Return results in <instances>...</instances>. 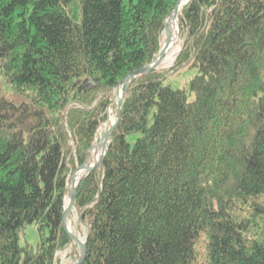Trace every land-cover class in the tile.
<instances>
[{
	"label": "trees",
	"instance_id": "1",
	"mask_svg": "<svg viewBox=\"0 0 264 264\" xmlns=\"http://www.w3.org/2000/svg\"><path fill=\"white\" fill-rule=\"evenodd\" d=\"M176 2L0 0V264L77 248L61 225L67 178ZM177 25L173 65L130 83L76 186L81 264H264V0H188ZM183 67L198 70L187 89L162 85ZM26 223L35 248L19 244Z\"/></svg>",
	"mask_w": 264,
	"mask_h": 264
},
{
	"label": "water",
	"instance_id": "2",
	"mask_svg": "<svg viewBox=\"0 0 264 264\" xmlns=\"http://www.w3.org/2000/svg\"><path fill=\"white\" fill-rule=\"evenodd\" d=\"M188 0H177L175 6L171 10L170 13L166 16L164 22H163V31L164 34V41L161 45V48L156 55V57L152 60L151 63L146 64L142 66L141 68L136 69L129 75H127L124 79H122L114 88L113 90V98L109 102V106L115 104L116 110H115V116L113 118L112 123L110 126H108L103 135L100 137L98 144L96 143L92 144L91 148L93 149L95 146L100 147V154L99 157L92 161L90 164H88L87 159L85 162L81 165H78L75 167V169L70 173V175L67 178L66 183V203L63 208L62 218H61V225L63 230L68 235L70 241L74 243L78 247V258L76 261L71 262L69 264H81L86 256V246L84 240H81L78 236H76L69 228L68 226V216L70 215L72 209H74V201L76 198V186L78 182L83 180L92 170H95L100 167L101 161L104 157V155L107 152L108 147V138L110 134L115 130L120 118H121V107L123 98L125 95V92L128 89V86L130 83L140 77L148 74L149 72L158 69L160 64L163 62L167 49L170 46L171 42V31L176 30L178 34V25H177V17L179 14V10L183 4H185ZM108 113H109V107H107V113H106V123L108 120ZM81 171V175L77 181H75V174Z\"/></svg>",
	"mask_w": 264,
	"mask_h": 264
},
{
	"label": "rangeland",
	"instance_id": "3",
	"mask_svg": "<svg viewBox=\"0 0 264 264\" xmlns=\"http://www.w3.org/2000/svg\"><path fill=\"white\" fill-rule=\"evenodd\" d=\"M163 41H164V34H162L161 42L163 43ZM181 45H182V41L179 40L178 38V43L176 44V48H174L175 51L173 49L169 51L168 54L165 55L163 62L160 64L158 69H156L157 71L162 72L164 70L169 69L173 65L178 52L181 50ZM170 52H173V54L169 55ZM197 74H198V70L196 68L183 67V68L178 69L177 71H172V72L167 73L162 80V85L169 86L173 89H187L189 81L191 80V78H193ZM114 116H115V111H113V109L110 107L108 117L112 121ZM106 128L107 126H106L105 121L99 125L98 135H97L98 137L96 136L97 139L103 135ZM136 137H137V134H132L129 137V140L133 141ZM94 143H96V141H94ZM93 154L94 152L91 149L88 163H91L93 161V158H94ZM67 220H68V226L70 230L76 236H78L81 240H84L86 232H87V228L83 222L79 221L78 213L75 209H72ZM38 239L39 238H38V232L36 229V225L34 223H26L24 227L22 228V230L20 231L19 244L21 246H24L25 244H29L33 248H35L38 243ZM76 256H78V248L73 249L72 246H69L64 251L59 252L57 254L58 263L56 264H69L72 262V260ZM198 262H200V258L196 259V263Z\"/></svg>",
	"mask_w": 264,
	"mask_h": 264
},
{
	"label": "bare ground",
	"instance_id": "4",
	"mask_svg": "<svg viewBox=\"0 0 264 264\" xmlns=\"http://www.w3.org/2000/svg\"><path fill=\"white\" fill-rule=\"evenodd\" d=\"M184 1V0H183ZM182 7V6H181ZM180 11V10H179ZM178 43V34H177V32H176V30H172L171 31V42H170V46H169V48L167 49V52H166V54H168V52L169 51H171V50H173L174 48H176V44ZM174 51H175V49H174ZM173 51V52H174ZM173 52H170L169 53V55H172L173 54ZM156 57V56H155ZM167 66V65H166ZM163 67V66H162ZM113 121V120H112ZM112 121L110 120V118L108 119V121H107V123H106V126L108 127V126H110V124L112 123ZM97 135H98V132H97ZM98 137V136H97ZM99 139L100 138H96V145L98 144V141H99ZM93 152H94V154H93V156H94V158H93V161L94 160H96L98 157H99V154H100V147H97V146H95L93 149ZM90 164V163H89ZM80 175H81V171H78L76 174H75V181H77L78 179H79V177H80Z\"/></svg>",
	"mask_w": 264,
	"mask_h": 264
}]
</instances>
